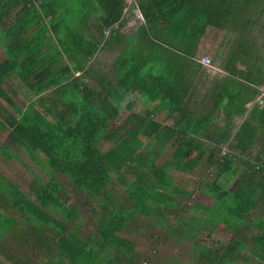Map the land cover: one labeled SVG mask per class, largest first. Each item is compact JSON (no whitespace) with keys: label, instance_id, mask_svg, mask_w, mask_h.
Segmentation results:
<instances>
[{"label":"trees","instance_id":"trees-1","mask_svg":"<svg viewBox=\"0 0 264 264\" xmlns=\"http://www.w3.org/2000/svg\"><path fill=\"white\" fill-rule=\"evenodd\" d=\"M7 4L0 1V22ZM9 4L20 6L16 26L24 19L22 10L47 19L37 32H51L55 44L43 52L40 42L28 53L21 31L16 37L6 30L1 35L7 45L0 61V131L9 130L2 150L6 158L18 159L11 147L21 149L47 180L27 167L33 179L24 191L0 173V194L24 218L50 220L68 258L72 251L83 256L86 242L54 217L69 211L72 196L85 207L97 204L101 214L93 218L96 235L90 239L96 264H142L146 256L120 233L136 214L159 215L163 219L156 224L166 229L174 203L182 205L172 193L186 198L194 189L179 187L171 170L192 174L205 160L214 178L200 185L212 192L213 204L188 207L174 230L187 236L223 223L231 232L220 246L191 243L195 264H264V144L256 145L262 128L255 124H264V97L233 134L236 119L247 113L264 84V0H136L130 7L127 0ZM136 6L144 19L126 31L127 15L135 16ZM209 27L223 30L228 43L213 59L220 58L224 75L208 73L198 59ZM11 76L32 96L26 106L15 100L10 84L5 86ZM199 77L213 82L201 104L194 100ZM130 93L156 105L132 113V125H113ZM119 186L128 205L119 202ZM73 212L74 220L81 217L76 205ZM34 227L32 235L42 228ZM81 228L79 221L76 231ZM162 233L151 237L165 238ZM104 249L114 256L99 254Z\"/></svg>","mask_w":264,"mask_h":264},{"label":"crops","instance_id":"crops-1","mask_svg":"<svg viewBox=\"0 0 264 264\" xmlns=\"http://www.w3.org/2000/svg\"><path fill=\"white\" fill-rule=\"evenodd\" d=\"M0 1L1 3L2 1L8 2L7 7H6V12L3 16L4 18L0 22V61L5 58L4 46L7 45V41H3L2 40L3 37L1 36L5 30L10 32L9 33L10 37L15 36L18 33V31H21L20 41L22 43L21 45L22 50H25L28 53L33 50L37 51L38 49L36 46L40 42L45 43L44 47L42 48L43 52H46L48 50L49 45L55 44L54 38L51 32L45 33V34H40L39 31L37 32L38 26L42 23H45L47 19L45 18L40 19L38 18L37 14L31 13V12L25 13L24 10H22V18L24 19L21 25L16 26L17 20H18L17 17L19 13L21 12L20 6L16 5L13 7L14 4H9V3L14 2V0H0ZM31 1L35 3V6H37L41 0H31ZM127 19L129 21H128L127 26L125 27L126 31L135 28L140 23V21L135 16H132V15H127ZM218 31L222 32V30H218L217 28H213V27L208 28L206 36L203 37L200 43L201 54L199 55L198 59L206 55L203 52L206 51L207 49H210L211 48L210 45H212L213 43H215L216 45L214 48H212V56L209 55L212 58V62H213L214 57L217 54H219L218 51H224V49H226V47L228 46L227 40H224V36L217 37L216 32ZM62 60L63 58H61V61ZM219 62H221L220 58L217 59V63L213 62L216 68L213 69L212 71H208V73L210 74L218 73V74L224 75L226 72L222 70L221 68H219V65H218ZM240 67L243 68L242 66ZM209 79L210 78L206 79L204 77H199L197 79V93L194 95V100L196 98L198 104H201V101L204 99L205 93L207 92V90L213 83L212 79L210 80ZM23 83L24 82L19 77L11 76V78L6 80L5 86L10 84V87L13 90V92L17 91L15 96L21 97L24 101L23 103L24 106H26L29 103L28 98H31L32 96L25 89ZM263 85L264 84H261L259 87ZM205 99H206V102H208V99L207 98ZM257 101H258V97L250 101L247 104V113L244 116L236 119V126L234 127L233 134H235L239 130L240 126L245 121V119L251 112V109L256 104L255 102ZM129 102H134L135 104L131 107V105L128 104ZM225 103H226V100H225ZM155 105H156L155 103L146 104L141 99L140 95L137 93H130L126 95L124 102L119 107L118 117L112 122V124L113 125L124 124V122L126 121L127 125H132L133 123L129 120L132 113L139 114V113L145 112L151 109ZM219 113L222 118L224 115V112H219ZM218 122L222 124V121H218ZM165 123L170 124L171 121L167 120ZM255 124L259 128H262V129H259L260 132L257 137L256 145L264 144V124L260 122L255 123ZM5 144H6V138L0 142V158L7 161L11 159L6 158V156L4 155L5 153H3L2 148ZM11 148L12 150L16 151L19 157L18 159L16 158H12V159L22 162L23 159L20 157V154L18 151L19 148L17 147L14 148L13 146ZM172 149L173 147L171 143H169L167 152L168 153L171 152ZM22 154L23 156L25 155L23 152ZM162 159L165 160V158H162ZM204 161L205 160H203V162ZM160 162L162 161L160 160L159 163ZM203 162L200 165H198L197 169L192 174L182 175L178 171L171 170V173L174 175V177H176L179 180V182L177 183L179 187H182V186L189 187L193 184L194 185L196 184V187L198 188L194 191L191 190L190 192L191 195L195 191L199 192L198 184H201V181L204 179L200 175L199 177L194 176L196 175V173H198L202 169V166L205 165V163ZM1 174L4 177H6L7 180L12 181L14 184L20 187L22 190L24 191L29 190V187H28L29 184L27 185L26 188H22L20 184L18 183V181L14 179L13 175L10 176V175H5L3 173ZM232 182L233 180L230 183ZM2 190L3 188H0V193ZM2 194H0V264H54V262H57V261L59 262V259L63 260L65 264H96L95 256H94L95 245H94V242L90 240V239H93V235H96V232L95 231L85 232L83 229L84 223L86 222L84 218L86 216L92 219L94 218V212H93L94 204L93 205L91 204V206L85 207L81 202L78 201V198L76 196H72V198L67 203V205H70L69 211L67 212V209L64 211H61V213L64 215H57L54 217L56 221L62 224L68 225L69 233H72V231H74L75 233H77V237L79 236V239L84 240L86 242V247H85L86 253L83 256L77 255L76 252L72 251L68 258L66 256L67 251L64 252L63 254V251H62L63 246H62L61 239L58 236V233L51 226L50 227L48 226L49 224L48 222L50 220H47L46 222H43L44 224H42V222L38 223V221H36L35 219L24 218L23 215L16 209V207L13 204H11V202H9L5 197H3ZM172 194L175 197V201L178 203L181 202L182 205L178 206L177 203H174L173 212L168 215L169 221L165 225L166 229L165 228L163 229L165 230L164 233L166 234V238H168L169 235H172L173 239H176V240L177 239L184 240L185 242H190V243L198 242L195 240L194 235H191L189 233L187 235L188 237L186 235L181 236L174 230L175 226L179 225L182 212L187 211L188 207L198 202L194 201L193 204L188 205L191 195L186 198H183L180 194H175V193H172ZM128 203H129V200L126 203L123 202V205H128ZM199 203L204 204L202 202H199ZM73 205H76L78 211H81V217L77 218V220H74L73 218L75 217V213L73 212ZM204 205L211 206L212 204H204ZM85 210H87L88 213H86ZM66 219L67 221L69 219L70 222L69 221L67 222ZM162 219L163 218L160 217L159 215H157L155 218H152V219H143L142 216H139L136 214L133 217V219L129 221L128 227L122 233H120V235L132 240L135 244V249L138 251L140 256L144 255V257L145 256L147 257V253L141 251L140 249L141 244L144 243L142 240V237L137 240V237L143 233L141 225L146 220V222H149L150 224L156 225L158 227L156 223H161ZM79 221L82 224V228L78 232V229L76 231V226L79 224ZM198 224L199 222L197 223V225ZM34 225H36L37 228L39 226L42 227L40 230L37 229L36 235H32L31 233L32 230L36 229ZM223 225H224L223 223H219L216 227L222 228L221 226ZM58 228L60 230V227ZM192 238L194 240H192ZM149 242L155 246L163 242V239L160 237L157 239L151 238L149 239ZM202 245H206V244H202ZM206 246H217V245H206ZM187 250L190 255V259L186 261V264H195L194 258H193L194 254L192 253L193 249L191 247V244H190V249H187ZM101 253L109 255L110 257H113L115 254L113 250H107V249H104L99 254ZM147 260L149 261L148 264H150V260L149 259ZM104 264H108V263H104ZM154 264H167V263H163L161 260H158Z\"/></svg>","mask_w":264,"mask_h":264},{"label":"rangeland","instance_id":"rangeland-1","mask_svg":"<svg viewBox=\"0 0 264 264\" xmlns=\"http://www.w3.org/2000/svg\"><path fill=\"white\" fill-rule=\"evenodd\" d=\"M216 33H217V37L225 36L223 30L222 32L218 31ZM224 40H226V37L224 38ZM215 45L216 44L213 43L212 45H210L211 48L207 49L203 53L206 55L212 56V48H214ZM15 100L18 103L19 102L24 103L21 97H15ZM8 131L7 130L4 132L0 131V142L6 138ZM18 151L23 161L21 162V161L13 160V159L6 161L0 158V173H3L5 175H10V176L13 175L14 179L18 181V183L20 184L22 188H26L29 182L33 179V175L30 174V172H28L29 170L27 169V167H30L32 171L41 175L45 180H47V177L44 174V172H42V170H40V168L29 157L25 155L23 156L20 149H18ZM161 161H163V159ZM24 164H26V167ZM206 169H207L206 165H203L202 169L198 173H196V175L194 176L199 177L200 175L206 180H212L214 178L213 172H211L210 170H206ZM58 179H60L66 187L69 186L68 181L64 177L58 176ZM198 185H199V192H197V195L193 201L198 202V203L202 202L204 204H213L212 192L209 191L206 186H203L200 184ZM192 188H191L192 191L195 190L196 185L193 184ZM117 189H118V192L116 193V195L118 196L119 201H121L122 203L123 202L126 203L128 201V198H124V192L122 190V186H119ZM93 209H94L93 212H96L94 214V217H98L101 214L100 207L97 204H94ZM142 218L147 219L143 216ZM84 219L86 221L83 227L84 231L85 232L94 231L93 230L94 220L87 216ZM221 227L222 228H218V227L212 228L213 230H208L205 227H199L200 228L199 230L192 231V232L188 231L187 233L194 235L195 240L198 241L199 243L206 244V245H219L220 246L222 244L227 243V241L231 237V232L226 228L225 224ZM141 228L143 230V233L137 237V240L142 237V240L144 243L141 244L140 249L141 251L147 253L146 258L150 260V264H154L158 260H161L163 263H167V264H186V261L190 259V255L187 250V249H190V244H191L190 242H185L184 240L173 239L172 235H169L168 238H166V234H164L165 230L161 229L159 226L151 227L149 224L147 225L146 220L141 225ZM152 233L164 234L165 238L162 237L163 242L155 246L152 243H150L149 239L152 238L150 236V234Z\"/></svg>","mask_w":264,"mask_h":264},{"label":"built area","instance_id":"built-area-1","mask_svg":"<svg viewBox=\"0 0 264 264\" xmlns=\"http://www.w3.org/2000/svg\"><path fill=\"white\" fill-rule=\"evenodd\" d=\"M127 1H128V5H130V6L136 2V0H127ZM133 13L139 21H143L144 18H143L142 14H141V12L137 6L133 8ZM200 62L203 66L207 67L210 71H212L213 69L216 68V66L212 62V58L209 55L202 56L200 58ZM259 91H260V93L258 95V101H259V103L262 104L263 103V97H264V85L259 87ZM225 153H226V149L223 148L221 154L224 155ZM196 195H197V191H195L191 195V198H190V201L188 202V205L193 204V202H194L193 200L196 197ZM144 264H147V261H145Z\"/></svg>","mask_w":264,"mask_h":264},{"label":"clouds","instance_id":"clouds-1","mask_svg":"<svg viewBox=\"0 0 264 264\" xmlns=\"http://www.w3.org/2000/svg\"><path fill=\"white\" fill-rule=\"evenodd\" d=\"M145 261H147V260H144V261L142 262V264H144Z\"/></svg>","mask_w":264,"mask_h":264}]
</instances>
